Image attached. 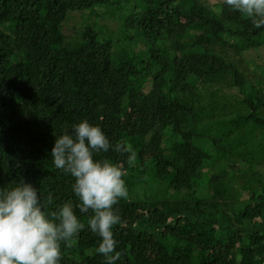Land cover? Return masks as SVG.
Listing matches in <instances>:
<instances>
[{"label": "trees", "instance_id": "obj_1", "mask_svg": "<svg viewBox=\"0 0 264 264\" xmlns=\"http://www.w3.org/2000/svg\"><path fill=\"white\" fill-rule=\"evenodd\" d=\"M263 41L223 0H0V186L75 203L50 151L87 119L136 154L97 157L126 170L116 264H264V84L244 57ZM76 212L60 264H103Z\"/></svg>", "mask_w": 264, "mask_h": 264}, {"label": "clouds", "instance_id": "obj_2", "mask_svg": "<svg viewBox=\"0 0 264 264\" xmlns=\"http://www.w3.org/2000/svg\"><path fill=\"white\" fill-rule=\"evenodd\" d=\"M230 9L246 17L252 27H264V0H223ZM128 153L127 164L136 154L120 143L113 144L102 127L87 119L55 135L50 151L55 168L72 178L76 198L50 207L42 194L23 178L0 186V264H60L62 247L69 246L85 229L79 213L91 211L87 228L99 237L95 251L103 264L119 258L113 227L120 222L117 205L126 199V170L119 161L97 158L99 153ZM50 200V197H49Z\"/></svg>", "mask_w": 264, "mask_h": 264}, {"label": "rangeland", "instance_id": "obj_3", "mask_svg": "<svg viewBox=\"0 0 264 264\" xmlns=\"http://www.w3.org/2000/svg\"><path fill=\"white\" fill-rule=\"evenodd\" d=\"M82 19L83 18H82L81 13L72 14L71 18L67 20L66 24L64 25L65 34L67 36H71L75 34V29L76 27L79 26L78 23ZM109 26H111V28H115V24H109ZM244 57H245L246 62L252 68V70H256L257 73L263 77L262 83L264 84V41L262 42L261 46L250 49V51L246 53ZM255 169L261 170V172H264V166L260 164L257 165ZM187 170L193 173L189 168Z\"/></svg>", "mask_w": 264, "mask_h": 264}]
</instances>
